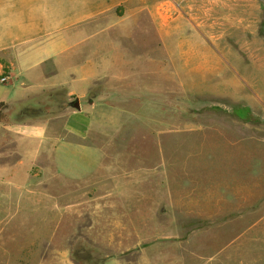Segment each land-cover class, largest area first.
I'll list each match as a JSON object with an SVG mask.
<instances>
[{
  "label": "rangeland",
  "instance_id": "1",
  "mask_svg": "<svg viewBox=\"0 0 264 264\" xmlns=\"http://www.w3.org/2000/svg\"><path fill=\"white\" fill-rule=\"evenodd\" d=\"M149 2L158 22L188 19L187 57L177 47L170 58L160 39L165 26L153 29L147 7L132 25L131 3L82 19L84 9L67 2L41 8L40 0H0V51L28 20L63 25L73 17L72 34H134L126 51L152 71L94 86L89 97L125 116L117 128L94 126L82 139L66 132V107L74 112L71 104L85 106L87 98L67 104L54 91L20 109L7 105L0 264H264V0ZM2 73L10 75L0 60ZM10 80L0 83L2 99ZM40 121L42 142L5 129ZM61 139L100 148L96 169L81 179L59 173L53 148Z\"/></svg>",
  "mask_w": 264,
  "mask_h": 264
},
{
  "label": "crops",
  "instance_id": "2",
  "mask_svg": "<svg viewBox=\"0 0 264 264\" xmlns=\"http://www.w3.org/2000/svg\"><path fill=\"white\" fill-rule=\"evenodd\" d=\"M149 1L112 0L108 4L107 0H40L39 7L58 8L61 2H67L65 7L84 9L82 19H87L93 16L92 10L131 3L134 11L127 22L132 25L141 23V11L147 7L148 22L153 29L162 23L165 26L164 32L160 33V39L164 41V49L170 54V58L173 48L177 47L180 48V56L187 57L188 19L177 16L165 19L162 23L158 22L156 6H152ZM77 22L73 17L63 25L59 18L28 20L27 24L22 22L19 31L9 34V42L4 44L5 50L2 51L1 48L0 60L7 64L11 80L7 83L6 97L0 98V102L20 109L19 106L24 100L54 91H61L67 104H70L72 96L87 98L85 106L79 103V110L72 112V109L66 107V132L82 139L94 126L117 128L125 116L123 109L89 97L94 86L109 81L131 82L135 78L133 74L152 71L150 67L141 66L140 55L134 56L126 51L127 48L134 47V34H72V25ZM178 24L180 32H177ZM229 25L234 30L237 29L236 21ZM178 36L180 43L177 46L169 43L173 39L177 40ZM2 122L3 120L0 123ZM43 122L16 123L5 126V129L15 130L32 140L42 142L47 140V125ZM100 155V148L68 139L57 141L53 148L56 169L72 179L85 178L91 174L98 166Z\"/></svg>",
  "mask_w": 264,
  "mask_h": 264
},
{
  "label": "trees",
  "instance_id": "3",
  "mask_svg": "<svg viewBox=\"0 0 264 264\" xmlns=\"http://www.w3.org/2000/svg\"><path fill=\"white\" fill-rule=\"evenodd\" d=\"M7 108V104L0 102V122L3 120V111Z\"/></svg>",
  "mask_w": 264,
  "mask_h": 264
},
{
  "label": "built area",
  "instance_id": "4",
  "mask_svg": "<svg viewBox=\"0 0 264 264\" xmlns=\"http://www.w3.org/2000/svg\"><path fill=\"white\" fill-rule=\"evenodd\" d=\"M10 78V75L9 74H0V83H4L6 82L8 79Z\"/></svg>",
  "mask_w": 264,
  "mask_h": 264
},
{
  "label": "water",
  "instance_id": "5",
  "mask_svg": "<svg viewBox=\"0 0 264 264\" xmlns=\"http://www.w3.org/2000/svg\"><path fill=\"white\" fill-rule=\"evenodd\" d=\"M72 106L76 109V110H79L80 109V106H79V102L78 100H75L72 104Z\"/></svg>",
  "mask_w": 264,
  "mask_h": 264
}]
</instances>
